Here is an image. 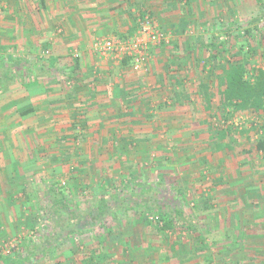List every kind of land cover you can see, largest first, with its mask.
Masks as SVG:
<instances>
[{"label":"crops","instance_id":"1","mask_svg":"<svg viewBox=\"0 0 264 264\" xmlns=\"http://www.w3.org/2000/svg\"><path fill=\"white\" fill-rule=\"evenodd\" d=\"M145 12L170 38L169 44L150 47L147 72L135 73L132 63L93 50L98 39L134 37L139 29L131 34V28L139 26ZM263 18L264 0H0V249L22 229L32 233L39 228L42 217L36 211L40 207L47 217L44 209L53 206L55 185L66 194L69 209L81 213L85 226L81 240L68 237L58 244L76 238L73 250L58 253L56 248L34 260L31 253L46 235L36 241L29 235L12 254H0V264H169L162 261L161 249L152 246L150 229L135 237L141 236L140 241L121 236L118 252L112 247L117 240L113 227L146 208L149 197L141 204L131 201V196H149L136 174L162 134L181 136L187 129L173 115L175 108L197 104L196 112L204 114L199 84L223 77L228 62L243 61V30H250L258 45L254 66L264 61ZM177 79L194 90L189 99L177 100ZM141 94L145 101L133 98ZM158 110L168 120L154 118L149 125L140 117ZM148 126L156 134L142 131ZM136 134L149 141L130 148ZM122 167L131 176L97 190L99 181ZM118 193L119 200L113 201ZM102 201L109 209V233L87 241L85 236L100 227L95 218ZM30 205L37 209L33 214ZM113 207L120 211L114 223ZM98 243L103 245L99 255L90 249Z\"/></svg>","mask_w":264,"mask_h":264},{"label":"rangeland","instance_id":"2","mask_svg":"<svg viewBox=\"0 0 264 264\" xmlns=\"http://www.w3.org/2000/svg\"><path fill=\"white\" fill-rule=\"evenodd\" d=\"M232 40L237 41L234 37ZM259 54L258 49L255 57ZM257 66L264 67V61L261 60ZM195 105L197 104L187 103L185 107L175 108L176 114L173 115L186 123L184 125L187 129L179 133L181 136H177L178 132L173 131H170L172 132L170 134H162L164 137L156 141V150L150 156V160L144 161L143 167L136 174L139 175L138 180L145 184V190L155 189L152 193L156 194L157 198L159 195L164 200L167 197L164 198L163 194L169 193L168 197L171 198L169 202L172 205L177 201L180 202L188 213L198 218L200 224H206L205 227L193 232L175 235L189 245L202 241L201 244L198 243L199 247L195 246L196 251L203 252L200 259L210 254L213 264H264V151L252 150L251 154L246 153L251 147L255 149L254 144L264 137L260 129V126L264 125V116L257 119L245 114L232 121L239 128H249L254 123L257 130L251 133L250 140L240 139L236 146L237 157L234 163H230L227 162L228 153L213 155L209 151L206 129H204L210 124L209 117L196 112L199 107L197 106V109ZM159 111L154 115L155 121L168 120V117L162 116ZM167 113L168 111L165 114ZM214 114L215 119L212 118V121L220 124L219 112L215 111ZM199 126L204 128L201 129ZM43 167L39 169L43 171ZM119 171L118 174L113 172L112 178L107 177L106 181H99L95 185L97 190L107 188L108 184L113 186L114 181H123L127 179V175L131 176L128 168L122 167ZM37 174L41 175V172ZM40 178H37L39 182ZM35 183L38 184L37 180ZM131 197H133L131 201L138 203L143 202L147 197L151 198L147 194ZM205 202L210 206H203ZM35 209L34 205L28 208L32 214ZM36 213L43 219L44 214L40 207ZM157 218L159 220L160 213L145 208L139 210L135 218L126 220L124 224L121 219L115 222V227H112L113 236L117 240L116 245L112 246L113 249L118 250L117 245L121 246L122 242L118 241L121 236L140 241L141 236L135 237L140 234L148 235L149 229V232L154 233L157 228ZM41 225L39 223V228H34L35 241L45 229H42ZM21 231L27 236L30 234L26 229ZM89 233L92 234L90 236L87 233L89 235L85 236L87 241H92L91 237L107 236L109 232L106 227H98ZM74 239L61 243L55 251L61 253L71 248L75 249L77 242ZM79 239L81 240V237ZM142 252L143 250H137L136 253L141 255ZM196 260L192 261V264H200L201 261Z\"/></svg>","mask_w":264,"mask_h":264},{"label":"trees","instance_id":"3","mask_svg":"<svg viewBox=\"0 0 264 264\" xmlns=\"http://www.w3.org/2000/svg\"><path fill=\"white\" fill-rule=\"evenodd\" d=\"M146 13V12H145ZM140 14L141 19L146 15ZM131 29L133 34L139 29L137 23ZM244 47L248 48L245 50L243 55V61L241 63L228 62V64L223 68V77H216L214 82H201L199 84L200 92L202 95L201 106L204 114L209 118H214L213 112L218 111L220 116V124H208L206 129L207 142L209 146V151L211 154L224 153L227 155L228 161L234 163L236 159V146L239 144L240 139L247 138L250 140V135L252 132L257 130V127L252 123L251 127H237L232 121L241 117L242 115H250L255 118H263L264 116V70L261 68H256L254 62L251 60L256 56L258 52V45L256 44L255 38L250 30H246V37ZM243 50V51H244ZM215 57V56H214ZM124 65H129L131 63L130 59H124ZM133 70V68H132ZM134 71V70H133ZM135 72V71H134ZM138 73V72H135ZM175 83V85H174ZM173 83L174 88L178 87L175 96L181 99H189L193 94L194 90L190 92L186 88V83L184 79H177ZM134 99H141L140 101H145L147 98H142V94L138 97H133ZM131 102H135L132 100ZM198 102V100L196 101ZM215 110V111H214ZM129 116H134V114H129ZM140 117L144 118L145 121L149 122V125L154 121L153 114L141 113ZM262 134L264 135V125L260 126ZM148 135L152 136L156 134V130H153L152 126L142 129ZM143 135H145L143 133ZM148 139L142 137V135H137L134 137V141L130 142V148H134V143L148 142ZM255 149H248L246 153L251 154L254 150L257 152L264 151V137L261 138L257 143L254 144ZM253 150V151H252ZM245 151V150H243ZM220 179V183H222ZM121 186V184L119 185ZM131 186V185H130ZM142 186L141 184L139 187ZM126 188V186L124 185ZM136 187V186H135ZM138 187V188H139ZM152 189V188H151ZM155 189H152V191ZM152 191H148L150 200L146 203V208L148 211L160 213V218L157 223V228L153 235L152 246L161 249L163 254L162 261L169 264H187L196 258H200L203 252L196 251L195 246L199 247L198 243L186 244V241L175 239L169 237V235H176L177 233L183 235L194 230L205 227L206 224H200L198 218L191 213H188L180 202H176L172 205L169 201V193H165L164 198L167 197V201L162 202L157 198L156 194ZM154 192V191H153ZM53 194V206H48V209H44L47 213V217H43L42 223L44 224V230H40L39 238L45 236V239L36 245L34 251L31 253V257L34 260L41 258L42 254L47 251H53L56 246L64 239L68 237H76L84 233V225L81 222V213L77 215L74 214L71 209H69L67 196L63 192L60 185H55L52 189ZM113 196V201H118V195ZM159 194V193H158ZM159 197V195H158ZM102 205L98 207V216L95 218L100 221V227L110 228L109 219L106 215L108 213L106 207V201H102ZM203 206H210L208 203H203ZM118 207V206H117ZM93 210V209H92ZM91 210L88 215L90 217L94 216ZM44 212V213H45ZM45 213V214H46ZM120 211H117L113 207V223L114 220L119 216ZM138 213V212H137ZM77 215V216H76ZM84 226V227H83ZM38 232V231H37ZM53 236V237H52ZM77 245V244H76ZM98 247H91L94 253L103 251L102 243L97 244ZM42 251H41V249ZM93 254V258L94 255ZM203 262L207 264H212V257L210 254L203 257ZM16 264H24V262H19ZM56 264H61V260H58Z\"/></svg>","mask_w":264,"mask_h":264},{"label":"built area","instance_id":"4","mask_svg":"<svg viewBox=\"0 0 264 264\" xmlns=\"http://www.w3.org/2000/svg\"><path fill=\"white\" fill-rule=\"evenodd\" d=\"M261 22L264 26V18ZM242 36L246 37V32L244 30L242 32ZM169 43V36L161 31L149 16H145L139 22V30L134 37L124 40L98 39L93 43L92 47L95 52L109 56L114 60L123 61L124 59H130L133 70L140 73L147 72L149 70L148 52L150 47ZM255 67L259 68L257 66ZM41 228L44 229L43 223ZM29 235L35 239L36 231L30 233ZM26 236L27 234L25 232L20 231L16 238L8 241L7 244L0 249V254H12L14 250L18 249L20 243Z\"/></svg>","mask_w":264,"mask_h":264}]
</instances>
